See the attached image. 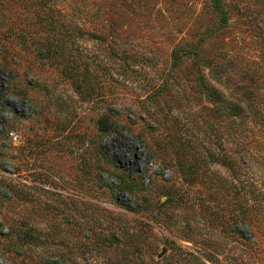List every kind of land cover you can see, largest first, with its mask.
<instances>
[{
    "label": "rangeland",
    "instance_id": "374dc122",
    "mask_svg": "<svg viewBox=\"0 0 264 264\" xmlns=\"http://www.w3.org/2000/svg\"><path fill=\"white\" fill-rule=\"evenodd\" d=\"M0 264H264V0H0Z\"/></svg>",
    "mask_w": 264,
    "mask_h": 264
},
{
    "label": "trees",
    "instance_id": "16d2710c",
    "mask_svg": "<svg viewBox=\"0 0 264 264\" xmlns=\"http://www.w3.org/2000/svg\"><path fill=\"white\" fill-rule=\"evenodd\" d=\"M215 10H218L215 5H214ZM222 23L226 22V19L224 17L220 18ZM79 31V29H78ZM216 100H218L221 103V107L220 109L223 111V113L229 114L231 112V114L236 115V116H241V117H245V111L247 108H250V104L249 103H242V104H246L245 106H242L240 103L237 102H231L229 100H225V99H221L220 96L215 97Z\"/></svg>",
    "mask_w": 264,
    "mask_h": 264
}]
</instances>
